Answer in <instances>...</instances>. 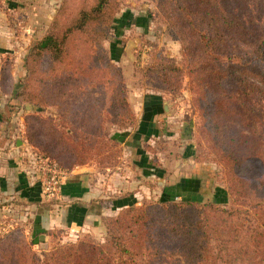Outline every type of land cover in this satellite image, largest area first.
Returning <instances> with one entry per match:
<instances>
[{
	"label": "trees",
	"instance_id": "1",
	"mask_svg": "<svg viewBox=\"0 0 264 264\" xmlns=\"http://www.w3.org/2000/svg\"><path fill=\"white\" fill-rule=\"evenodd\" d=\"M152 1L195 81V161L206 162L207 150L214 156L228 207L175 197L129 204L104 219L102 243L55 246L30 264H264V0ZM119 10L120 0H64L25 57L17 101L55 107L57 116L25 113L23 135L63 171L93 157L110 163L121 141L103 130L135 123L122 72L103 46ZM8 69H0L4 92ZM145 74L175 92L182 70L158 53Z\"/></svg>",
	"mask_w": 264,
	"mask_h": 264
},
{
	"label": "rangeland",
	"instance_id": "2",
	"mask_svg": "<svg viewBox=\"0 0 264 264\" xmlns=\"http://www.w3.org/2000/svg\"><path fill=\"white\" fill-rule=\"evenodd\" d=\"M63 1L0 0V44L7 51L1 58V67L9 68L11 78L7 77L6 85L11 91L7 92L19 105L22 117L25 113L57 116L55 107L42 109L31 102L19 103L17 94L27 75L25 57L45 34ZM167 28L155 1L120 0V10L103 46L122 72L135 123L127 129L110 126L103 130V134L121 141L117 156L109 159L110 163L106 162L108 168H104L105 162L94 161L95 157L79 167H90L94 173L107 171L116 175L117 181L127 185L121 190L123 195L135 192L133 198L123 200L125 204L175 197L177 201L191 198L228 207L225 182L214 156L207 150L206 162L195 161L201 123L196 95L192 91L195 81L183 64L179 41L167 34ZM261 29L264 30V20ZM158 53L164 55L170 65L182 70L175 92L167 90L159 78L145 74ZM25 105L30 106L29 110ZM104 140L101 138L100 141ZM120 211L116 208L102 210L95 230L54 228L37 232L28 228L29 221H20L15 211L6 213L2 210L0 264H30L31 254L42 258V253L55 246L80 239L102 243L106 237L104 219L115 217ZM245 219L253 227V213L248 212Z\"/></svg>",
	"mask_w": 264,
	"mask_h": 264
},
{
	"label": "crops",
	"instance_id": "3",
	"mask_svg": "<svg viewBox=\"0 0 264 264\" xmlns=\"http://www.w3.org/2000/svg\"><path fill=\"white\" fill-rule=\"evenodd\" d=\"M6 53V47L0 44V69ZM18 106L0 88V214L2 210L15 211L20 221H29V227H25L32 231L66 228L84 232L85 228L96 229L102 210L129 205L124 201L133 198L135 192L123 195L121 190L127 185L117 181L116 175L107 171L94 173L90 167L73 169L64 176L58 200L44 199L39 175L29 157L34 148L24 138Z\"/></svg>",
	"mask_w": 264,
	"mask_h": 264
},
{
	"label": "built area",
	"instance_id": "4",
	"mask_svg": "<svg viewBox=\"0 0 264 264\" xmlns=\"http://www.w3.org/2000/svg\"><path fill=\"white\" fill-rule=\"evenodd\" d=\"M29 157L34 161L37 174L39 175L38 179L43 198L48 201L58 200L61 197L64 176L68 171L58 168L56 163L43 157L39 151H30Z\"/></svg>",
	"mask_w": 264,
	"mask_h": 264
},
{
	"label": "water",
	"instance_id": "5",
	"mask_svg": "<svg viewBox=\"0 0 264 264\" xmlns=\"http://www.w3.org/2000/svg\"><path fill=\"white\" fill-rule=\"evenodd\" d=\"M25 108H26L27 110H29L30 106H29V105H25Z\"/></svg>",
	"mask_w": 264,
	"mask_h": 264
}]
</instances>
